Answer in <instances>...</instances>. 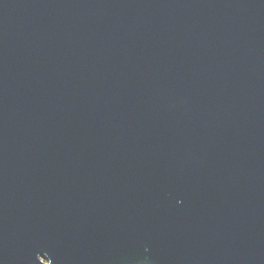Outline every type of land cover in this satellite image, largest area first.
Listing matches in <instances>:
<instances>
[{
  "label": "water",
  "instance_id": "95a60500",
  "mask_svg": "<svg viewBox=\"0 0 264 264\" xmlns=\"http://www.w3.org/2000/svg\"><path fill=\"white\" fill-rule=\"evenodd\" d=\"M0 264H264V0H0Z\"/></svg>",
  "mask_w": 264,
  "mask_h": 264
}]
</instances>
